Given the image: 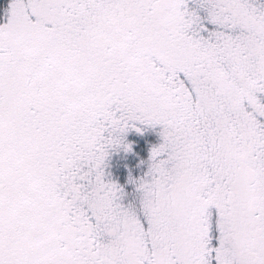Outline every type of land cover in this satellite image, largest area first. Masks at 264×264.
I'll list each match as a JSON object with an SVG mask.
<instances>
[{
  "label": "snow or ice",
  "instance_id": "obj_1",
  "mask_svg": "<svg viewBox=\"0 0 264 264\" xmlns=\"http://www.w3.org/2000/svg\"><path fill=\"white\" fill-rule=\"evenodd\" d=\"M0 264H264V4L8 0Z\"/></svg>",
  "mask_w": 264,
  "mask_h": 264
},
{
  "label": "rangeland",
  "instance_id": "obj_2",
  "mask_svg": "<svg viewBox=\"0 0 264 264\" xmlns=\"http://www.w3.org/2000/svg\"><path fill=\"white\" fill-rule=\"evenodd\" d=\"M258 4H264V0H256ZM8 0H0V18L4 16V10L7 7ZM203 15V13H201ZM162 127L160 125H156L154 127H149L144 140L141 142V155L145 160H147L149 148L152 145H158L162 143L161 136ZM148 135V138L146 136ZM146 141V143H145ZM117 156L113 154L112 160L110 162V166L106 171L109 173V178L120 184L125 192L124 203L126 205H132L133 208L138 206L139 203V193L135 190V185L129 184L127 181V173L123 167H120L116 163ZM147 171V164L143 165L140 168H136L133 172V176L136 179L142 177Z\"/></svg>",
  "mask_w": 264,
  "mask_h": 264
}]
</instances>
